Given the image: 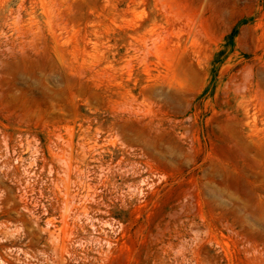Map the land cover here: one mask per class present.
<instances>
[{"label": "rangeland", "instance_id": "rangeland-1", "mask_svg": "<svg viewBox=\"0 0 264 264\" xmlns=\"http://www.w3.org/2000/svg\"><path fill=\"white\" fill-rule=\"evenodd\" d=\"M0 264H264V0H0Z\"/></svg>", "mask_w": 264, "mask_h": 264}]
</instances>
